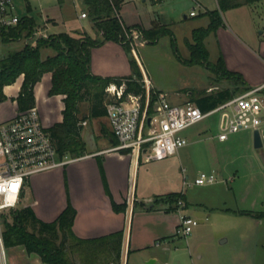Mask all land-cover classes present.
Listing matches in <instances>:
<instances>
[{
	"label": "crops",
	"instance_id": "crops-1",
	"mask_svg": "<svg viewBox=\"0 0 264 264\" xmlns=\"http://www.w3.org/2000/svg\"><path fill=\"white\" fill-rule=\"evenodd\" d=\"M227 12L223 25L211 34L219 49L215 64L222 58L226 68L241 74L250 88L264 86V0ZM43 54L44 58L54 55L49 49ZM91 67L95 75L102 77H124L133 72L124 46L112 41L92 50ZM22 84L23 77L14 85L5 87L6 95L7 92H17L14 96L17 97ZM51 88V73L45 74L35 87L36 107L49 128L63 121L65 108L64 96H50ZM219 89L212 88L207 92ZM16 113L17 103L15 113H0V119H12ZM219 134L220 122L219 133L215 136L220 152L212 167L218 177H232L236 181L240 174L249 176L256 171L264 172L263 152L244 157L240 163L236 155H231V150L239 144L252 141L256 147L255 132L241 131L226 141H221ZM262 135L264 138V133ZM115 146L105 134H98L94 149L89 154L79 158L66 157L69 162L64 166L34 176L28 188L32 197L30 206L37 216L47 222L55 221L71 204L77 211L73 230L78 237L94 239L124 231L122 264H156L172 245L171 240L173 244L177 243L176 230L180 222V212L167 209L169 205L158 203L157 199L181 193L185 195L184 212L193 218L209 221L207 212L212 217L216 213L221 215L213 218L209 229H218L221 221L225 222L222 225L246 224L250 230L251 226L255 227L253 236L249 235L250 231L247 232L245 239L253 238L247 248L239 242L244 247L242 251L236 247V252H228L227 259L219 257L213 264H257L259 255L262 258L260 264L263 262L264 234H258L257 230L264 226V219L236 215L233 211L264 212V186L259 190L250 186L235 189L224 179L217 185L189 184L186 182L188 176L182 178L179 172L155 169L153 164L164 160L147 162L144 157L140 159L131 152L114 151ZM230 157L234 160L230 161ZM114 203L117 206L126 203V211L115 210ZM202 234L201 230L193 231L188 237L189 251L185 254L175 252V257L181 260L178 264H211L210 261L204 263V255L197 250ZM221 238H224L221 244L230 240L224 237V233L219 234ZM240 238L243 239L244 235Z\"/></svg>",
	"mask_w": 264,
	"mask_h": 264
},
{
	"label": "trees",
	"instance_id": "trees-1",
	"mask_svg": "<svg viewBox=\"0 0 264 264\" xmlns=\"http://www.w3.org/2000/svg\"><path fill=\"white\" fill-rule=\"evenodd\" d=\"M260 1L263 0H218L220 11H207L202 14L210 17L209 25L206 28L200 27L193 30V42H187L191 53L188 64L208 67L221 79L231 82L230 87L213 91V93L203 90L192 93V102H195L204 112H209L233 99L238 92L251 89L241 74L226 68L222 58L217 64L213 65L210 62V53L205 40L223 25L221 12L253 5ZM84 3L97 30V37H92L87 32L82 34L61 32L53 35L50 40H40L36 47L24 45L21 49L10 50L0 56V105L9 99L4 91L5 87L14 85L23 77L18 96L12 98V101L17 103L18 114L36 107L35 87L45 74H52V88L49 94L64 96L65 104L63 121L49 128L61 159L85 156L83 125L87 121L107 117L108 104L114 100L107 91L112 85L119 88L125 84L124 96L129 94L140 96L145 105L147 90L143 73L137 60L132 56L126 31L138 28L148 39H160L165 36L174 38V33L169 26L160 22H154L148 30L138 25L125 26L119 16L123 0H84ZM36 24L37 18L32 17L17 28L3 31L0 42L5 45L18 43L20 39L33 33ZM109 41L121 43L124 46L130 56L133 71L130 76L102 77L92 72V50ZM172 41L175 45V40ZM48 48L53 49L55 54L44 58L43 50ZM195 92L199 95L196 98ZM84 103L89 104L87 114L82 112L81 105ZM154 103L155 98H152L149 115L154 113ZM102 133L112 139L113 144H118L112 131L103 126ZM179 200L185 203V195L172 193L158 198L157 202L169 205L167 209L178 211ZM126 208V203L120 206L114 203V209L117 211H126ZM233 213L264 219V212L244 210L233 211ZM11 214V220L7 218L4 220V241L8 249H24L28 255H35L46 264H122L124 231L94 239L78 237L73 230L77 211L71 204L52 222L39 218L31 206L12 210Z\"/></svg>",
	"mask_w": 264,
	"mask_h": 264
},
{
	"label": "rangeland",
	"instance_id": "rangeland-1",
	"mask_svg": "<svg viewBox=\"0 0 264 264\" xmlns=\"http://www.w3.org/2000/svg\"><path fill=\"white\" fill-rule=\"evenodd\" d=\"M14 1L18 6V12L20 14H28L38 19H41V15L48 17L49 23L53 24L50 25L53 35H57L61 32H70L71 34L88 32L94 35V37L98 36L91 18H80L83 11L87 12L84 0ZM198 1L203 5V9H200L197 4L191 0H123L119 16L123 20L125 26L138 25L140 28L148 30L153 26L154 22H160L161 24L168 25L174 33V38L165 36L160 39H148L140 30L139 35L134 38L133 42H129L132 56L137 60L143 73V80L146 81L149 79L152 82L151 101L152 98H155V106H157L162 98H166L172 104H182L187 101H192L191 94L194 91H209L212 88L216 89L219 87L223 89L231 86L230 81L221 79L220 76L210 68L199 64H188L191 53L187 46V42H193V30L200 27L206 28L210 23V17L202 14H204L205 11H220L218 0ZM193 10L201 12V15L191 17L190 14ZM185 15H187V18H185ZM221 15L222 17H224V15L228 16V12H221ZM126 38L128 40V37ZM173 39L175 40V45L173 44ZM206 45L210 51V62L214 65L219 57V49L213 35L206 38ZM23 46V42L9 45L0 42V56L10 50L21 49ZM48 49L52 50L55 54L53 49ZM48 49H44L43 53ZM16 93L17 92H7L9 99L0 105V113L2 115L15 113L16 103L12 101V97H14ZM195 93L196 98L199 95L197 92ZM242 93H245V91L238 92L236 95ZM81 107L82 112L87 114L89 104L84 103ZM219 122L220 114H215L184 131L183 136L188 139V146L181 149L177 155L169 157L163 162L154 163L153 166L155 165V169L179 172L182 178L188 176L186 182L189 184L195 182L196 178L202 172L212 173L216 155H219L220 152L218 150L219 145L217 138H215L219 133ZM103 126L110 130L109 121L106 117L95 120V122L93 120L88 121L87 125L84 126L85 132L83 141L86 146L85 155L89 154V152L94 149L98 134L103 136ZM250 133L253 134L252 131H250ZM260 152L264 153V147L257 149L251 141L249 144H239L235 146L231 150V155H236L237 158L240 159L238 161V163H240L244 157H251L253 154ZM230 158V161L234 160L233 157ZM216 175L218 174L216 173ZM223 179L228 181V185L235 189L250 186L255 188V190H259L264 186V172L261 171H256V173L249 176L240 174V176L235 178L236 181H233L232 179L234 178L232 177H218V181H216L217 183L215 184L217 185L218 182H222ZM31 199V193L28 188L24 193L18 209L30 206ZM11 213L12 211L7 213L5 219L11 220ZM207 215L210 217L209 221L205 218L202 220L197 217L200 219V221L197 219L200 225L194 230V232L196 230H201V233H203L197 243V250H200V254L204 255V263L210 261V263L213 264L219 257L227 259L228 252H236V247L242 251L244 247H241L239 242H242L244 246L246 245V248L251 243L253 239L252 232L255 230L254 226H251L250 230L246 224H241L240 226L231 223L222 225L225 222L221 221L219 225L221 224L220 226L223 229L219 227L218 232V229H209L208 226L214 221V217L216 219L217 216L221 215L216 213L214 217H212L209 212H207ZM248 231H250L249 235L252 236L248 237L249 239H245ZM220 233H224V237L230 239L228 243L221 244V240L224 238L219 239ZM257 233L261 235L262 233L264 234V226L258 228ZM241 235H244V242L242 241L243 239L240 238ZM171 242L172 245L170 248L168 247L164 257L156 264H178V261L181 260L179 257H175V252L185 254L189 251L187 243L188 238L177 237L176 244H173L172 240ZM8 254L10 264H37L41 262L39 257L28 255L24 249L21 248L8 249ZM193 255L196 257V253ZM261 260L262 258L259 255L257 264H260ZM262 263L264 264V259Z\"/></svg>",
	"mask_w": 264,
	"mask_h": 264
},
{
	"label": "built area",
	"instance_id": "built-area-1",
	"mask_svg": "<svg viewBox=\"0 0 264 264\" xmlns=\"http://www.w3.org/2000/svg\"><path fill=\"white\" fill-rule=\"evenodd\" d=\"M191 1L203 9L198 0ZM199 15L201 12L196 10L190 14L191 17ZM32 17L20 14L14 0H0V38L3 31L17 28ZM88 17L86 11L80 15L82 19ZM50 25L53 24L49 23V18L41 15V19L37 18L33 33L19 42L36 47L40 40H50L53 35ZM139 33L138 28L127 30V42L132 43ZM144 83L147 90L145 105L140 96H124L125 84L119 88L112 85L107 90L114 98L108 104L107 115L110 129L118 140L114 151L129 150L133 155L145 157L147 162L168 159L188 146L189 141L183 136L184 131L215 114H220L221 141H226L231 135L241 131L262 133L264 129V86L251 88L209 112H204L192 101L172 104L162 98L157 106L154 103V113L149 115L152 82L147 79ZM68 162L59 157L49 127L44 124L37 107L9 120L0 119V264H10L4 241V220L7 213L19 208L34 176L56 170ZM217 180L215 172H202L195 183L208 185ZM184 209V201L179 200L180 222L176 236L180 238H188L200 223L185 213Z\"/></svg>",
	"mask_w": 264,
	"mask_h": 264
},
{
	"label": "water",
	"instance_id": "water-1",
	"mask_svg": "<svg viewBox=\"0 0 264 264\" xmlns=\"http://www.w3.org/2000/svg\"><path fill=\"white\" fill-rule=\"evenodd\" d=\"M151 122V119H149V123ZM263 133H264V131H263ZM263 133H261V132H259V131H256L255 132V146L257 147V148H261V147H263Z\"/></svg>",
	"mask_w": 264,
	"mask_h": 264
}]
</instances>
